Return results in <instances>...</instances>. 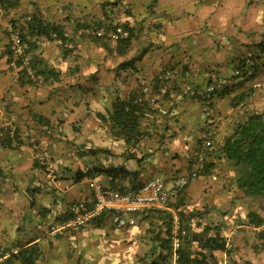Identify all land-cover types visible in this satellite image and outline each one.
<instances>
[{
	"label": "crops",
	"instance_id": "0c3cea01",
	"mask_svg": "<svg viewBox=\"0 0 264 264\" xmlns=\"http://www.w3.org/2000/svg\"><path fill=\"white\" fill-rule=\"evenodd\" d=\"M143 18L149 36L133 41L127 58L107 38L87 34ZM48 24L76 47L74 54ZM10 25L22 30L41 84L9 65ZM141 45L142 55L133 56ZM243 61L257 70L240 76ZM261 85L262 1L0 0V248L38 244L36 264H167L170 218L181 212L194 231H220L226 250L212 252L218 264H264V203L239 198L233 166L221 151L232 122L244 116L241 104L231 107V96L258 87L245 101L259 111ZM206 86L219 87L209 94L215 115L209 124L201 102ZM135 91L153 95L159 114L137 147L127 148L101 115L116 97ZM9 124L21 143H2ZM206 132L210 145L202 153ZM192 170L198 177L166 208L128 215L134 224L118 226L105 213L77 230L46 235L69 216L72 202L92 199L90 182L134 194L152 177L171 187Z\"/></svg>",
	"mask_w": 264,
	"mask_h": 264
},
{
	"label": "trees",
	"instance_id": "16d2710c",
	"mask_svg": "<svg viewBox=\"0 0 264 264\" xmlns=\"http://www.w3.org/2000/svg\"><path fill=\"white\" fill-rule=\"evenodd\" d=\"M254 1L258 2L256 0ZM114 5L117 6V2H115ZM31 20L32 17L30 16V19L26 21L28 22ZM38 23L41 24L40 21ZM48 25H50L52 31L54 30L57 35H59L62 42H65V44L68 43L70 45H65V51L67 53H73L76 47H74L72 43L67 42L68 38L60 30H58L55 25ZM48 25L44 27L47 28ZM105 26L107 28H112L110 31H113L117 26H122L124 29L129 31V36L127 38L114 39L108 35L110 31H107ZM105 26H100L96 29L91 28V30L87 31V34L91 35V38L95 39V41L101 40L102 38H107L108 42H113L117 46L118 53H120V56L124 58H127L129 49L130 51H133V41H140L142 43L143 39H141V37L144 36L145 38L149 36L148 25L146 24L144 18L138 22V25H130L128 21H124L120 23L118 22L113 26L110 24ZM100 28L105 31V34H95V30ZM12 30H19V33L21 34L23 43L25 45L26 54L30 58V64L28 66L34 69V64L28 53L27 44L22 35V30L17 26L10 25V34ZM144 49L146 48L143 45L137 46L133 53V56H141ZM11 53L12 51L10 48L8 58L9 65ZM244 61L243 63L241 62L242 64L240 63L236 67L240 76L249 75L251 71L253 72L254 70H257L258 66H255L254 64L246 65ZM10 66L15 69H19V72H22L27 80H32L27 75L28 66L23 65L21 60L17 61V64L15 66ZM50 71L55 72V69L52 68L50 69ZM160 80V78H156V86H154V89H157ZM209 87L211 86H206L204 88L201 102L203 103V107L206 106L210 109L212 118L214 119L215 115L212 107L213 104L210 102L209 94H213V92L218 93L219 87H213L211 91H207ZM255 88L257 89L258 87L255 86L248 89V91H250V94H253V92L256 90ZM258 92L264 94V85H261V89L259 88ZM250 94L244 95V91L241 90L237 91L235 95L231 96V107L236 108L241 104L243 109H245L241 113V115L244 116H242L241 118L239 116L234 121L233 119L231 120L234 124L233 131L224 139L221 151L223 153V156L233 166L236 188L241 193L239 194V198L246 201L249 205H253V203L260 202L259 198H262L261 203H264V108L262 109V111H256V107H249L251 103L249 101L246 102L245 100L248 98H252ZM143 95H141V92L137 93L135 91L128 94V96L125 98L116 97L111 103V108L108 111L106 110V116L104 117V115H101L102 119L108 123L109 130L112 132V134L116 137L124 139L127 148L137 147V145L149 133L150 126H147V122L150 121L151 116L159 114L155 107V97L153 95L149 97H145ZM152 99H154L155 102H152ZM251 108L254 109L252 110ZM74 129L78 130L79 128L75 126ZM14 140L17 143H21L22 141L20 139V136H18L16 129L11 124H9V126H6V129L4 131L2 143L11 146V143ZM119 170L121 172H128L124 170V168H119ZM184 188L180 189L177 195H179ZM249 215H254V213L249 210ZM70 216L71 214H69V216L64 218L63 220L69 218ZM178 218L185 231V234L181 237V244L178 251V264H218V260L212 252L215 250H226V243L223 237L220 235V231L215 230L214 234H210L209 226H204V228L200 231H194L190 226H188L187 223H185L186 225L183 223V221L185 222L186 220H184L183 214L181 212H179ZM172 219L173 216L170 218V224ZM251 221L258 224L263 220L258 219L256 221V219L253 217ZM37 245L20 247L17 249L13 248L10 250L0 248V250H3V252H8L5 260L1 261L0 264H36V261L41 256V251ZM166 249V259L168 262L167 264H169L171 254L169 233Z\"/></svg>",
	"mask_w": 264,
	"mask_h": 264
},
{
	"label": "built area",
	"instance_id": "2783aa9c",
	"mask_svg": "<svg viewBox=\"0 0 264 264\" xmlns=\"http://www.w3.org/2000/svg\"><path fill=\"white\" fill-rule=\"evenodd\" d=\"M256 1L259 2L263 0ZM29 19L30 16H27L25 21ZM95 34L103 35L105 34V31L100 28L95 30ZM108 35L114 39L127 38L129 36V31L124 29L122 26H117L113 31H110ZM10 42V48L12 51L9 60L10 65L15 66L17 61L21 60L23 65L28 66L30 64V58L26 54L25 45L19 30L11 31ZM27 75L34 82L38 84L42 83V79L38 77L35 74V70L29 66L27 67ZM212 89L213 87H209L207 91H211ZM152 102H154V99H152ZM203 112L205 114L206 122L208 124L212 123L213 118L210 109L204 106ZM210 134L211 132H206L204 134L205 142L202 145V153L205 151L206 147H209L210 145ZM197 175L198 172L196 170H192L188 177H181L177 179L175 184L171 187L166 185L163 178L155 176L144 182L134 194L122 193L117 189L106 187L103 184L90 182L92 199H81L72 202L69 207L71 216L53 224L46 235L53 237L64 230H77L78 228L89 224L92 220L101 216L105 212L114 215L118 226L134 224L135 219L133 217H128V215L138 214L145 208H166L170 199L175 197L179 190L186 186L189 179L193 180ZM184 234L185 231L181 225L178 215H173L169 229L171 248L169 264H178V251L181 244V237ZM0 255L1 261L7 257L8 252L0 250Z\"/></svg>",
	"mask_w": 264,
	"mask_h": 264
},
{
	"label": "rangeland",
	"instance_id": "374dc122",
	"mask_svg": "<svg viewBox=\"0 0 264 264\" xmlns=\"http://www.w3.org/2000/svg\"><path fill=\"white\" fill-rule=\"evenodd\" d=\"M263 2H264V1H263ZM263 108H264L263 106H260V110H262ZM198 175H199V174H198ZM198 175H197L194 179H196V178L198 177ZM194 179H193V180H194ZM190 181H191V179L188 180L186 186L188 185V183H189ZM186 186H185V187H186ZM259 199H260V202H262V201H261L262 198H259ZM52 225H53V224H52ZM52 225H51V226H52ZM51 226H50V227H51ZM50 227L47 228V231L50 229ZM25 229H26V228H25ZM25 234H26V233H25Z\"/></svg>",
	"mask_w": 264,
	"mask_h": 264
}]
</instances>
